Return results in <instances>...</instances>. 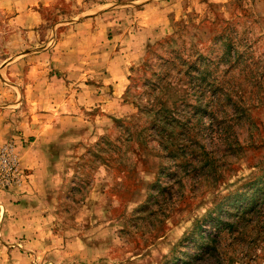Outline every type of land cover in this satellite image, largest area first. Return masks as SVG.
<instances>
[{"label":"rangeland","instance_id":"1","mask_svg":"<svg viewBox=\"0 0 264 264\" xmlns=\"http://www.w3.org/2000/svg\"><path fill=\"white\" fill-rule=\"evenodd\" d=\"M0 264H264V0H0Z\"/></svg>","mask_w":264,"mask_h":264},{"label":"built area","instance_id":"2","mask_svg":"<svg viewBox=\"0 0 264 264\" xmlns=\"http://www.w3.org/2000/svg\"><path fill=\"white\" fill-rule=\"evenodd\" d=\"M1 158V162L5 163L4 168H6V170L11 171L14 168V163L10 160V158L8 157H0Z\"/></svg>","mask_w":264,"mask_h":264}]
</instances>
